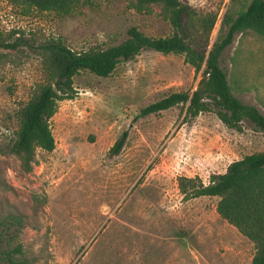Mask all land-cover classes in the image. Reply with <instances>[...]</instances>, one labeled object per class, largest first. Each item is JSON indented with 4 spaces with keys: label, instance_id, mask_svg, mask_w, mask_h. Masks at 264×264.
I'll return each mask as SVG.
<instances>
[{
    "label": "rangeland",
    "instance_id": "374dc122",
    "mask_svg": "<svg viewBox=\"0 0 264 264\" xmlns=\"http://www.w3.org/2000/svg\"><path fill=\"white\" fill-rule=\"evenodd\" d=\"M212 1L191 0L198 8ZM243 4L225 0L211 45L227 10ZM132 27L151 37L174 32L159 5L143 13L129 0H86L60 16L0 0V34L15 45L0 48V221L20 214L24 223L5 249L20 245L14 255L28 264H252L255 245L217 214L219 197L184 201L179 179L208 184L233 161L264 151V131L231 128L213 111L190 118L183 104L139 116L198 87L204 68L196 71L184 54L145 49L108 77L81 71L75 96L51 119L55 150L38 149L31 171L11 153L19 111L43 83L41 45L59 38L75 51L106 49ZM221 66L233 94L264 113V37L237 34Z\"/></svg>",
    "mask_w": 264,
    "mask_h": 264
},
{
    "label": "trees",
    "instance_id": "16d2710c",
    "mask_svg": "<svg viewBox=\"0 0 264 264\" xmlns=\"http://www.w3.org/2000/svg\"><path fill=\"white\" fill-rule=\"evenodd\" d=\"M11 4L60 16L73 13L86 0H9ZM133 9L152 13L155 5L172 25L174 32L166 37H151L132 27L128 38L106 49L90 48L75 51L62 39H51L41 45L43 83L19 111V129L10 151L17 155L25 170L33 169L36 152H52L56 139L51 119L59 102L75 96L74 77L88 70L98 76H110L122 62L135 58L142 50L184 54L196 71L204 68L198 87L192 92L172 93L141 109L139 116H148L180 104L188 105L187 116L215 112L220 120L239 131L244 123L264 131V113L256 105L236 97L228 76L221 66V56L237 34L253 30L264 37V0H244L243 9L233 14L229 10L222 21L220 36L211 45L212 32L225 0H215L198 8L191 0H129ZM211 45V47H210ZM0 34V48H13ZM128 131L115 142L112 154L120 152ZM183 200L202 196L219 197L217 214L234 225L255 245L252 264H264V151L233 161L224 173L211 175L208 184L198 177H180ZM20 214H8L0 221V264H28L14 253H22L20 245L11 251L3 243L11 240L23 226Z\"/></svg>",
    "mask_w": 264,
    "mask_h": 264
}]
</instances>
